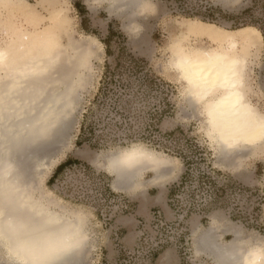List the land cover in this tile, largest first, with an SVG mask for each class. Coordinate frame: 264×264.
<instances>
[{
  "label": "rangeland",
  "instance_id": "1",
  "mask_svg": "<svg viewBox=\"0 0 264 264\" xmlns=\"http://www.w3.org/2000/svg\"><path fill=\"white\" fill-rule=\"evenodd\" d=\"M66 2L72 35L93 37L103 50L92 58L70 118L67 146H60L59 163L41 188L62 201L65 212L85 213L89 243L81 264H217L196 249L194 233L195 224L204 231L215 216L240 227L248 242L253 236L264 240V148L243 155L239 167L224 166L211 145L201 106L190 105L185 84L170 65L182 19L229 28L254 25L264 37V0H154L159 10L137 17L134 31L125 27L127 16L111 14L106 2ZM37 9L46 14L42 5ZM258 56L250 64L248 97L264 114V45ZM133 145L172 159L173 172L163 187L154 183L134 195L115 191L103 159ZM153 177L149 170L143 180ZM121 198L129 204L124 212ZM145 199L159 205L139 216L138 209L150 202ZM52 209L62 212L58 206ZM126 216L135 219L133 226L121 223ZM233 239L232 232L222 233L225 243ZM7 258L0 247V264H11Z\"/></svg>",
  "mask_w": 264,
  "mask_h": 264
},
{
  "label": "bare ground",
  "instance_id": "2",
  "mask_svg": "<svg viewBox=\"0 0 264 264\" xmlns=\"http://www.w3.org/2000/svg\"><path fill=\"white\" fill-rule=\"evenodd\" d=\"M87 2L108 3L111 14L127 16L125 27L133 31L139 28L137 17L159 10L154 0ZM66 5V0H38L37 5L0 0V247L11 264H81L89 243L85 213L65 212L62 201L41 188L59 163L60 146H67L78 92L102 49L93 37L72 35ZM180 26L170 65L184 82L190 105L201 106L219 160L239 167L243 155L264 148V114L248 97L250 64L262 50L263 34L254 25L229 28L191 17ZM196 40L208 45H195ZM171 160L133 145L107 155L102 165L113 174L115 191L134 195L154 183L163 187L173 172ZM149 170L154 177L143 180ZM212 219L204 231L195 224L199 252L217 264H264L263 239L253 236L248 242L240 227ZM223 232H232L234 239L225 243Z\"/></svg>",
  "mask_w": 264,
  "mask_h": 264
},
{
  "label": "crops",
  "instance_id": "3",
  "mask_svg": "<svg viewBox=\"0 0 264 264\" xmlns=\"http://www.w3.org/2000/svg\"><path fill=\"white\" fill-rule=\"evenodd\" d=\"M146 201H150V202H147L146 204L147 205H144L143 207H138L140 209L139 210V216H148L149 212H150V209L151 207L155 206V205H159L157 202H151V200H147L145 199ZM144 200V201H145ZM161 207H163V209L167 210L168 211V208H167V204L166 203H162L161 204ZM121 223H123L124 225H131L133 226V223L135 221V219L133 217H129V216H126L124 218H121L120 219ZM123 225V226H124Z\"/></svg>",
  "mask_w": 264,
  "mask_h": 264
},
{
  "label": "built area",
  "instance_id": "4",
  "mask_svg": "<svg viewBox=\"0 0 264 264\" xmlns=\"http://www.w3.org/2000/svg\"><path fill=\"white\" fill-rule=\"evenodd\" d=\"M120 202H119L120 203V210H122V212H124V210H128L129 209V204L127 203L126 200H123V198H121Z\"/></svg>",
  "mask_w": 264,
  "mask_h": 264
},
{
  "label": "trees",
  "instance_id": "5",
  "mask_svg": "<svg viewBox=\"0 0 264 264\" xmlns=\"http://www.w3.org/2000/svg\"><path fill=\"white\" fill-rule=\"evenodd\" d=\"M60 167H62V165Z\"/></svg>",
  "mask_w": 264,
  "mask_h": 264
}]
</instances>
